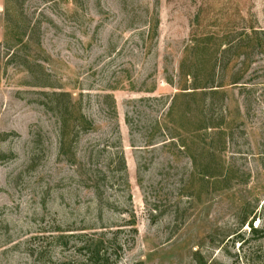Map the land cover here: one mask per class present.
<instances>
[{
	"label": "rangeland",
	"instance_id": "1",
	"mask_svg": "<svg viewBox=\"0 0 264 264\" xmlns=\"http://www.w3.org/2000/svg\"><path fill=\"white\" fill-rule=\"evenodd\" d=\"M0 22V264H264V0Z\"/></svg>",
	"mask_w": 264,
	"mask_h": 264
},
{
	"label": "trees",
	"instance_id": "2",
	"mask_svg": "<svg viewBox=\"0 0 264 264\" xmlns=\"http://www.w3.org/2000/svg\"><path fill=\"white\" fill-rule=\"evenodd\" d=\"M10 1H12V0H5V5H4V8H5V6H6V4L8 3V2H10ZM2 45H1V43H0V47H1ZM219 85H216V86H210V88L211 87H218ZM212 89V88H211ZM211 91H216V90H211ZM65 95H67V96H69V98H71L72 97V94L71 93H69V92H63ZM73 99V98H72ZM72 101V100H71ZM69 120V119H68ZM86 123L87 124H90V125H92L93 126V122L92 121H90V120H88L87 118H86ZM71 122V121H70ZM66 125H71V126H74L75 127V125L76 124H72V122H71V124H67L66 123ZM119 157H120V159H121V162L123 163V165H124V167L126 168V159H125V156H124V153H122L121 151H120V154H119ZM253 221H255V217L254 218H252V220L250 221V226H251V228H252V231L253 232H256V231H258L259 230V227H254L253 226Z\"/></svg>",
	"mask_w": 264,
	"mask_h": 264
},
{
	"label": "crops",
	"instance_id": "3",
	"mask_svg": "<svg viewBox=\"0 0 264 264\" xmlns=\"http://www.w3.org/2000/svg\"><path fill=\"white\" fill-rule=\"evenodd\" d=\"M4 5H5V0H0V12L4 9ZM4 39V30L2 27V23L0 22V43L3 41Z\"/></svg>",
	"mask_w": 264,
	"mask_h": 264
}]
</instances>
